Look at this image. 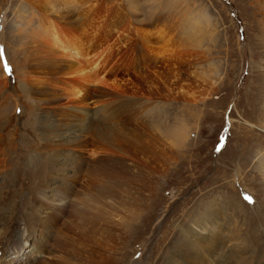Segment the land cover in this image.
<instances>
[{"label": "rangeland", "instance_id": "1", "mask_svg": "<svg viewBox=\"0 0 264 264\" xmlns=\"http://www.w3.org/2000/svg\"><path fill=\"white\" fill-rule=\"evenodd\" d=\"M28 3L0 0V72L4 73L0 80L6 79L12 90L23 89L20 81L27 65L35 78L43 75L37 56L26 58L23 50L30 26L42 22L38 11L33 12L36 7L18 9ZM93 4L97 13L93 22L100 26L96 41L108 48L113 72L107 75L109 83L116 82L106 86L114 92L108 98L110 116L96 121L97 134L93 130L89 135V149L108 143L110 151L121 148L126 152L123 156L135 154L140 164L109 160L105 169L112 195L106 206H66L59 223L73 218L85 230L92 223L93 242L81 244L91 249L93 264H159L182 235L178 225L188 228L194 223L191 219L210 214L218 221L215 229L221 240L209 244L210 253L214 251L210 262L259 264L262 258L264 264V176L258 159L264 158V0H135L129 10L121 0ZM204 11L210 16L204 26L206 36L199 32L196 39L188 36L185 25L189 21L192 26ZM20 30L24 37H18ZM146 32L165 36L149 46L143 39ZM146 55L156 56V62ZM17 93L22 105L23 93V97L21 91ZM4 95L0 94V108L12 103ZM119 104L127 107L123 110ZM26 105V113L18 105L15 114L10 108L0 117L7 121L0 130V164L8 172L28 165L26 159L37 149L28 141L32 137L28 100ZM182 130L184 139H177ZM88 166L76 174L75 195L82 200L95 192V184L84 173ZM20 175L16 178L17 184H23L20 189L30 191L32 176ZM5 188H0V196L9 193L10 188ZM17 194L0 206V212L8 215L3 208L17 201ZM202 251L209 257L205 248ZM242 253L244 262L238 260Z\"/></svg>", "mask_w": 264, "mask_h": 264}, {"label": "bare ground", "instance_id": "2", "mask_svg": "<svg viewBox=\"0 0 264 264\" xmlns=\"http://www.w3.org/2000/svg\"><path fill=\"white\" fill-rule=\"evenodd\" d=\"M27 1L31 3L21 4L18 9L21 8L23 11H26L31 5L32 8L33 6L36 7L37 10L33 9V12L36 13L35 11H38L39 14H36L38 15V19L40 18L39 21L42 22H39V26L37 27L30 26V32H27L29 38L27 43L24 44L23 50L25 54L28 53L26 58L30 57L32 59L31 56H37V60L40 62L38 66L41 68V74L43 75L35 78L31 75V65H27L23 72V80L20 81V84L23 83L22 90H12L15 88L13 86L9 88L8 81H5L6 79L0 80V94L9 95L8 97L12 101V103L8 104L9 106L0 108V117H3L10 108L13 114H15L18 105L23 106L24 109L22 111L26 113V100H28L31 106L28 109V114L31 116L32 124L31 129L27 128L32 135L28 141L37 149L35 153L32 150L34 154L28 158L24 156L27 158L26 164L28 165H21L20 169L16 167V169H11L12 171L8 172L7 168L0 164V188H3V191L4 187L10 188L9 193L6 192L7 190L4 192L6 196H0V206H4L7 201H10L9 199L13 196L12 194L16 195L21 192L17 194L19 195L17 201L12 203L11 206L10 204L8 206L7 203L6 207L3 208L9 211L8 215L0 212V264H15L16 262L21 264H93L90 255L91 249L88 248L87 244L84 246L81 244L93 242L92 236L95 237L93 235L95 231L93 228H90L92 223L86 230L83 226L84 224L80 225L81 227L79 228V225L74 223L73 218H70L64 225L60 224L59 219L63 214L64 207L86 205L91 208L94 203L99 205L97 209L105 207V200L111 194L108 186L109 179L107 180L110 173L105 169L108 162L110 164L111 159H114L118 165L122 164V162L125 165V159H129L132 164L137 166H139L140 162L135 154L128 153V157L121 155L122 152H125L124 149L120 148V150L118 149L119 151H110L111 149H107L109 148L108 143L104 144L105 147H102L100 144L92 149V151L89 149L91 145L89 135L95 130L96 121L108 120V103L110 104L111 99L108 100V98L114 92L107 90L106 86L112 82H116L112 81L109 83L110 79L107 75L109 71L113 72L111 70L112 66L108 61L110 58L108 48L106 45H101V42L96 41V34H98L97 27L100 28L98 24L94 25L95 23L93 22L97 15L93 4L96 0ZM121 1L125 3L128 10L131 6H135L133 5L135 0ZM209 18V14L204 11L198 17L196 15L195 21L191 19L194 23L192 26H189L190 23L188 21L187 25H185L188 36L191 37L192 35L196 39L195 36L199 32L205 37L204 30L206 29L204 28ZM27 24L30 25V23ZM162 33L153 35V33L146 32L143 39L145 42H148L147 45L152 46L157 40L163 41L164 34ZM199 35L201 37V34ZM24 36L22 30H20L18 37ZM168 43L172 44L171 42ZM21 44L23 43H20V46ZM163 46L164 44L162 48ZM155 47L157 46L155 45ZM163 53L165 52L161 54ZM160 55L158 54L159 59H161ZM155 57L151 56L147 57V59L155 61ZM169 57L172 58V56ZM169 59L168 62L170 63L172 60L170 59L171 61H169ZM175 59L173 61L177 62L178 57ZM0 74L4 76L2 70ZM19 75H17L18 79ZM17 91H21V97L24 96V100H21L22 105L19 104L20 99L18 95L20 93L18 94ZM131 98L134 100L135 97L130 96ZM92 103L95 104V108H92ZM124 103L126 104V102ZM122 107L124 110L127 106ZM116 112L121 114L119 110ZM12 121L10 119V122ZM6 124L7 121L4 122L0 119V130ZM95 132L97 134V130ZM185 132L184 130L177 132L176 138L184 139ZM100 133L105 134L104 131ZM1 135L0 133V155L3 154L1 152V139L3 138ZM87 149H89L88 155L85 152ZM92 154L97 155V157L92 158ZM262 157H258L260 160L259 170L264 176V158ZM85 165H89L84 170V173L88 177V180L92 184H95V192L87 195L82 200L75 195V190L77 191L79 187V184H77L79 179L76 182V178H78L76 174L83 166L85 168ZM22 172L23 174L28 173L29 177L32 176L30 177L32 179L30 191L26 192L20 189L22 183L19 182L17 184L18 180L16 178ZM82 192L83 190L79 191V193ZM81 207L83 208V206ZM201 216L191 219L194 223L192 225L189 224L188 228L178 225L182 235L173 249L168 248L166 250L165 258L159 264H213L210 262V257L211 255L213 256L214 251L210 253L211 251L208 250V247L210 246L209 244L212 246L211 242L218 241L215 229L216 222L218 221L213 219V216H210V214H201ZM88 225L85 224V226ZM217 225L219 226V224ZM240 246H238L239 249ZM203 248L210 254L209 257H206L202 251ZM233 255L236 254L234 253ZM242 255L240 258L238 257V260L244 259V253ZM236 257L234 256V258ZM243 259L242 261L244 262L245 259ZM229 260L233 263L232 260L234 259ZM261 260L262 258L258 259L259 264H261Z\"/></svg>", "mask_w": 264, "mask_h": 264}]
</instances>
